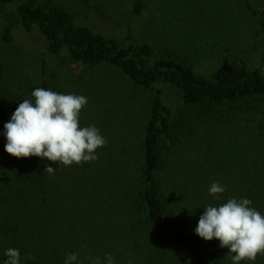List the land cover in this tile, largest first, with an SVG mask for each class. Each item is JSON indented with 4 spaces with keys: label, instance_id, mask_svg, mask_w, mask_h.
I'll use <instances>...</instances> for the list:
<instances>
[{
    "label": "rangeland",
    "instance_id": "rangeland-1",
    "mask_svg": "<svg viewBox=\"0 0 264 264\" xmlns=\"http://www.w3.org/2000/svg\"><path fill=\"white\" fill-rule=\"evenodd\" d=\"M21 2L62 9L77 23L119 40L131 32L157 58L198 75L208 77L222 65L264 73V0ZM42 81L54 92L86 96L80 124L95 125L107 144L97 149L94 162L62 166L52 197L21 202L17 210L0 199V263L10 247L19 249L20 264H64L67 253L78 254L74 264L103 261L107 254L114 264L131 263L129 225L143 185L144 136L155 93L111 64L51 56L36 31H18L12 45L0 41V107L14 112ZM157 88L172 113V139L161 143L157 174L165 207L211 262L232 264L228 249L215 239L201 240L195 228L203 208L230 198L250 199L264 214V98L188 107L179 90ZM213 182L226 186L219 199L209 195ZM241 264H264V256Z\"/></svg>",
    "mask_w": 264,
    "mask_h": 264
},
{
    "label": "trees",
    "instance_id": "trees-1",
    "mask_svg": "<svg viewBox=\"0 0 264 264\" xmlns=\"http://www.w3.org/2000/svg\"><path fill=\"white\" fill-rule=\"evenodd\" d=\"M141 9L137 6L135 13L140 14ZM0 19V41L5 45L14 43L18 31H36L51 56L64 54L74 62L111 64L136 85L154 91L144 136L143 185L129 225L133 262L126 264H214L197 239L165 207L157 174L161 143L172 139V113L157 87L168 85L179 90L182 103L188 107L234 102L264 98V73L245 65H222L208 77L198 75L181 63L157 58L152 47L135 42L131 32L119 40L93 31L86 23H77L62 9L35 7L21 0H0ZM39 87L49 89L42 81L30 91ZM13 113L10 108L0 107V199L17 210L16 204L21 202L39 201L47 194L52 197L54 177L62 166L37 157L17 160L4 151V124ZM45 166L55 168L54 174L44 172Z\"/></svg>",
    "mask_w": 264,
    "mask_h": 264
},
{
    "label": "clouds",
    "instance_id": "clouds-1",
    "mask_svg": "<svg viewBox=\"0 0 264 264\" xmlns=\"http://www.w3.org/2000/svg\"><path fill=\"white\" fill-rule=\"evenodd\" d=\"M31 97L19 103L4 124V151L10 157H37L64 167L98 159L96 151L105 147L107 140L95 125L80 124L81 111L88 103L86 96L39 87L31 92ZM54 171L55 168L45 166L44 172L50 176ZM225 191L226 186L213 182L209 195L219 199ZM251 205L250 199L230 198L222 205L203 208L195 235L203 241H219L220 248L228 249L232 264L254 262L264 256V214ZM5 256L4 264H20L19 249L10 247ZM77 261V253H67L64 264ZM92 264H114V257L107 254L103 261L96 257Z\"/></svg>",
    "mask_w": 264,
    "mask_h": 264
}]
</instances>
